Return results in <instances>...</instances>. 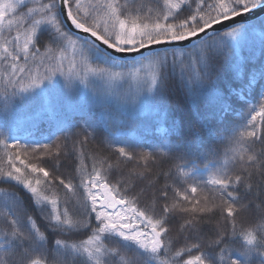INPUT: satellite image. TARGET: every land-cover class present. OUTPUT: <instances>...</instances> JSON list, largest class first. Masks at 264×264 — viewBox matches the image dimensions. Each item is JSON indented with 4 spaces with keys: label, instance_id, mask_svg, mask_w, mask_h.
I'll return each mask as SVG.
<instances>
[{
    "label": "snow or ice",
    "instance_id": "6c2138e0",
    "mask_svg": "<svg viewBox=\"0 0 264 264\" xmlns=\"http://www.w3.org/2000/svg\"><path fill=\"white\" fill-rule=\"evenodd\" d=\"M24 8L27 10L20 11ZM254 10L264 11V0H162L157 7L147 9L136 0L131 3L129 0H42L38 6H29V0H0V64L5 65L0 78L4 81L5 111L8 110L9 88L12 96L41 89L57 75L67 58L65 53L71 49L73 59L70 75L65 78L66 90L73 84L72 76L87 88L89 77L116 82L127 81L145 71L149 74L150 79L145 81L147 87L142 91L105 93V103L118 106L120 119L124 118L120 108H143L141 97L145 92L151 95L153 104L163 105L169 93L166 70L187 67L191 70L189 77L182 81L187 98L198 115L201 103L211 108L202 117L209 136L221 143L226 136L235 145L232 155L223 164L212 161L213 171L205 181L211 186L207 193L192 183L173 188L169 196L166 186L150 204L141 206L143 190L134 191L135 181L143 178L148 161L155 159L153 154H137L129 147L118 146L114 162L104 155H93L89 168L83 151L85 139L81 142V159L75 175L69 179L55 166L49 169L44 164L46 159L59 158V144L53 152L47 143L30 147L0 139L5 148L23 153L14 151L6 156L8 167L0 166V183H14L30 194L24 203L17 192L0 190L3 192L0 197V264H257V261L264 264V236L259 235L264 233V215L247 227L238 224V215L248 207L238 193L240 189L251 191L253 174L257 170L264 172V160L250 154L245 146V142L264 140V132L258 137L253 123L260 118L264 127V105L243 125L237 119L226 120L234 111L231 95H237L240 100L244 96L236 89L226 96L224 90L217 87L214 67V61L225 49L238 46L240 39L255 33L257 28L264 38V19L254 25L235 23V18ZM65 20L89 38L79 40L73 36L64 28ZM229 21L233 23H226ZM13 30L14 36L11 35ZM45 32L47 36L42 40ZM160 48L163 51L156 50ZM54 49L60 51L59 57ZM77 54L81 71H76ZM136 55L140 56L139 60H125L127 56ZM30 61L33 64L47 62L50 73L42 78L32 75L28 69ZM26 72H29L27 84L24 83ZM242 72L243 66L237 65L234 78L238 79ZM258 80H264V65L251 74L245 87L252 88ZM158 117L165 121L168 113L158 110ZM212 121H219L223 127H213ZM105 124L111 126L110 117L105 119ZM180 128L179 122L174 121L164 130L165 139L178 133ZM193 137L182 153L172 148L167 153L176 160H188L191 170L179 163L176 165L179 174L186 178L197 171L195 160L216 155L213 146H206L198 132ZM161 145L164 146L163 141ZM40 149L44 150L43 154ZM125 160L135 161V167L127 176L118 171ZM229 161L233 163L231 170L227 167ZM76 176L78 184L73 183ZM60 186L65 190L63 205ZM33 210H38L47 221L48 229L55 234L53 239L49 240L37 225L31 215ZM213 213H219L224 224L230 225L232 236H236L239 229L242 244L233 249L228 240V228L219 224L215 238L201 237L199 225L206 214ZM177 215L182 220L181 230L190 234L183 246H178L171 236V220ZM80 230L90 233L81 243L57 238ZM49 244L52 247H48ZM206 247L213 249L211 256L205 255ZM186 254L187 258L181 259Z\"/></svg>",
    "mask_w": 264,
    "mask_h": 264
},
{
    "label": "trees",
    "instance_id": "16d2710c",
    "mask_svg": "<svg viewBox=\"0 0 264 264\" xmlns=\"http://www.w3.org/2000/svg\"><path fill=\"white\" fill-rule=\"evenodd\" d=\"M38 2L34 1L29 3V6H38ZM131 3L132 0H129ZM137 3H142L144 8L149 7L155 8L162 3V0H136ZM27 9H21L20 11H26ZM261 19H264L262 17ZM259 19V20H261ZM259 20L245 24L254 25ZM66 30L67 27L64 25ZM69 31V30H68ZM70 32V31H69ZM7 34V33H6ZM73 34V33H72ZM15 35V31L11 33ZM47 36V33H43L41 39ZM79 40H84L76 35ZM70 50V49H69ZM43 51V49H42ZM163 51V50H159ZM54 53L57 57L60 55L58 49H54ZM139 58L127 60L132 62L139 60ZM23 65V61H20ZM3 64H0V66ZM237 65L243 66V72L237 79L234 78L235 67ZM262 65H264V38L260 35V29L257 28L255 33H250L244 36L239 41L238 47L235 46L233 49H225L224 52L217 57L214 61L215 73H216V84L217 87L224 90L225 95L228 96L232 89H236L239 95H243L244 99H238V96L231 95V102L233 112L226 116V120L237 119L241 125L245 122L250 121V117L253 110L258 106L264 104V80H258L252 88L245 87V82L251 78V74L256 72ZM29 72L32 75H41L42 77L46 73H50L51 69L48 63L41 64L39 61L29 62ZM191 70L187 67L181 68L179 66L169 67L166 70V76L169 80V93L167 100L163 105L153 104V108L156 113L155 116L146 120V126L140 133L142 138H135L128 135H116L108 129H106L103 121L99 118L97 113H75L72 115H46L44 118L39 119L33 127L28 126L30 130V138H37L38 140L22 141L21 139H14L12 142H19L21 145H29L30 147L35 146L37 143L49 144L53 152L56 151V145H60V156L56 160L46 159L44 161L45 166L51 169L53 166L59 171V173L65 177L71 179L75 175V169L78 167V161L81 159L79 153L83 144V151L88 157L86 164L90 168L92 160L90 159L93 155H104L113 160L116 159L117 154L115 153V147L125 146L129 147V150L139 154L150 153L155 156L154 160H149L147 170L144 172L142 179H136V187L134 191L141 192L140 204H150L154 197L159 196L160 190L166 186L169 191V196L172 195V189L176 187H187L189 184H196L200 188L204 189L207 193L211 187L206 185L208 175L213 171L212 161L223 162L228 159L232 153L231 149L235 146L230 142L228 137H223V142H217L213 137L209 136L207 129L204 127L203 116L207 112L211 111V108H206L204 103L200 104V114H197L196 107L187 98L185 88L182 81H186L189 77ZM29 72L24 74V80L29 77ZM54 84H61L59 80H54ZM4 81L0 78V139L7 140L9 142V134L4 131V127L7 125V119L4 112L1 111L2 101H4ZM9 96L12 93V89H8ZM263 96V97H262ZM159 111H166L168 113V119L161 121L158 117ZM179 122L181 128L178 133L172 134L170 137L165 139L164 134L160 135L157 132L158 127L163 126L165 129L170 128L173 122ZM212 126L219 129L223 127L219 121H212ZM26 129L22 130L25 131ZM257 136L259 137L264 132L262 122L255 124ZM115 131V130H114ZM198 132L200 137L203 139L206 146H213V152L215 156L210 159L195 160L197 165V171L208 169V174L197 173L186 178L179 174L177 171V163L186 166L187 170H191V164L188 163L187 159L176 160L172 156L167 155L169 149H175L178 152L184 151V146L188 140L193 139V134ZM163 141L164 146L161 145ZM247 149H250V154H255L264 160V140H257L255 143L245 142ZM14 151L10 148H5L3 143H0V166L4 168L8 167L6 162V156ZM43 154L44 150L40 149ZM246 154H249L246 152ZM27 160V157H24ZM17 165L20 166L17 162ZM204 165H208L207 168ZM22 167V166H21ZM135 167V161H124V164L120 166L119 174L127 176L129 170ZM227 167L231 170L233 163L229 161ZM117 173H113L115 176ZM178 182V183H177ZM74 184L79 183V177L73 180ZM251 191L240 189L238 195L240 200L243 201L248 207L238 215V224L241 227H247L250 224L258 222L260 217L264 215V172L257 170L251 178ZM0 190H6L9 192L15 191L23 199L24 203H27V197L29 193L26 192L21 186L14 183H0ZM65 190L60 186L61 204L63 205ZM210 194V193H208ZM69 196L71 194H68ZM3 196V192L0 191V197ZM160 203H163V199L160 198ZM75 204V200H73ZM75 210V209H74ZM31 215L36 220L37 225L42 231H45L49 236V240L53 239L54 233L47 227V221L44 220L41 213L38 210H33ZM203 223L199 225V233L204 238H215L216 232L218 231V224L228 228L229 236L228 240L233 249L243 243L242 238L239 234V229L236 236L231 235L230 225H225L223 219L219 213L206 214L203 217ZM2 224V222H0ZM96 221L94 218L91 220V225L94 228ZM182 224L181 217L175 216L171 220V236L178 246H183L185 238L190 234L187 231H182L180 225ZM90 233L87 230H80L73 232L72 234H64L62 237L69 243H81L83 240L88 239ZM259 235L264 236V233ZM48 247H52L51 244ZM213 249L206 247L204 249L205 255L211 256ZM199 254V253H196ZM187 254L181 259H186ZM258 264V261H257Z\"/></svg>",
    "mask_w": 264,
    "mask_h": 264
},
{
    "label": "rangeland",
    "instance_id": "374dc122",
    "mask_svg": "<svg viewBox=\"0 0 264 264\" xmlns=\"http://www.w3.org/2000/svg\"><path fill=\"white\" fill-rule=\"evenodd\" d=\"M41 0H29V3ZM238 47V46H237ZM66 59L63 60V67L59 72H63L61 76L59 72L51 81H46L41 89L35 90L28 94L16 93L12 94L8 100V110L4 109V101H2L1 111L4 112L7 119V125L3 126L4 131L9 134V142L14 139H21L26 142L30 140H38L37 138H30L29 127H33L39 119L46 115H72L75 113H97L99 118L103 121L106 129L115 133L116 135H128L135 138H142L141 131L147 125L146 120L155 116V109L153 108L152 97L148 93H144L141 97L142 109L133 107L120 108L119 112L124 113V118L120 119L117 107L111 103H105V93L113 94H135L138 90H143L147 87L145 81L149 80V74L145 71L137 77L129 78L127 81L108 82L98 78L89 77V84L86 88L79 80L72 76L73 84L70 89H65V78L70 75V61L73 59L72 50L68 49L65 53ZM75 62L78 65L76 71H81L80 57L75 56ZM59 64V60H57ZM5 65L0 66V73H3ZM42 78L41 75H36ZM54 80H59L61 84H54ZM29 82L28 78L24 83ZM96 93V94H93ZM263 97V96H262ZM48 101V102H46ZM262 105H264L262 103ZM262 105H258L254 110L258 111ZM111 118V126L105 124L106 118ZM260 123V118L253 122ZM28 126V128H26ZM26 129L25 131H22ZM115 130V131H114ZM165 128L158 127L157 132L164 134ZM197 173L208 174V169L197 171ZM136 223H140L137 221ZM141 228L144 226L141 224Z\"/></svg>",
    "mask_w": 264,
    "mask_h": 264
},
{
    "label": "water",
    "instance_id": "95a60500",
    "mask_svg": "<svg viewBox=\"0 0 264 264\" xmlns=\"http://www.w3.org/2000/svg\"><path fill=\"white\" fill-rule=\"evenodd\" d=\"M262 17H264V11H260V10H254L252 13H245L244 15H242L241 17H238V18H235V23H239V24H248V23H251V22H254L256 20H259L261 19ZM228 24H232L233 22L232 21H229V22H226ZM64 25L67 27V29L73 33L74 35L86 40L88 39L89 37L86 35V34H81L79 33L78 30L74 29L71 25H70V21H67L65 20L64 21ZM193 43H195V41H193ZM157 51L159 50H163L162 48L160 49H156ZM145 55H148L147 52L144 53ZM140 56L139 55H136V56H127L125 57V60H132V59H136V58H139Z\"/></svg>",
    "mask_w": 264,
    "mask_h": 264
}]
</instances>
